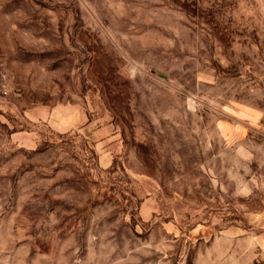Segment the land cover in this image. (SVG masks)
Masks as SVG:
<instances>
[{"label": "rangeland", "instance_id": "rangeland-1", "mask_svg": "<svg viewBox=\"0 0 264 264\" xmlns=\"http://www.w3.org/2000/svg\"><path fill=\"white\" fill-rule=\"evenodd\" d=\"M0 264H264V0H0Z\"/></svg>", "mask_w": 264, "mask_h": 264}]
</instances>
